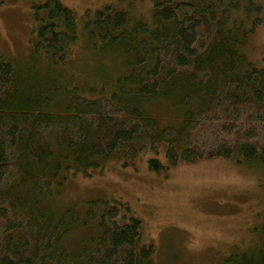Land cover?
Masks as SVG:
<instances>
[{"label": "trees", "instance_id": "trees-1", "mask_svg": "<svg viewBox=\"0 0 264 264\" xmlns=\"http://www.w3.org/2000/svg\"><path fill=\"white\" fill-rule=\"evenodd\" d=\"M152 1L151 20L107 4L80 21L62 0H32L34 57L51 58L60 72L82 22L94 51L126 68L112 84L104 76L100 85L64 87L42 64L29 68L41 69L37 80L0 55V264L153 263L155 245L140 243L142 221L122 197L90 200L85 219L53 211L49 199L69 174L102 173L118 157L134 167L144 151L159 173L201 158L264 164V67L245 54L264 0ZM60 94L63 112L54 108ZM143 100L182 107L181 124L160 126ZM69 237L79 247H68ZM261 240L225 264H264V225Z\"/></svg>", "mask_w": 264, "mask_h": 264}, {"label": "rangeland", "instance_id": "rangeland-1", "mask_svg": "<svg viewBox=\"0 0 264 264\" xmlns=\"http://www.w3.org/2000/svg\"><path fill=\"white\" fill-rule=\"evenodd\" d=\"M62 1L76 11L80 21L83 16L86 18L87 9L107 4L129 9L133 21L151 20L153 10L152 0ZM31 4L32 0H0V55L21 65L22 75L40 79L42 64L53 72L52 76H61L56 80L61 86L79 87L84 82L100 85L98 82L104 76L112 84L121 73H127L117 57L104 59V55L94 51L96 41L87 35L82 22L78 39L69 49V67L61 65L59 72L51 58L43 54L34 57L38 39L35 30L40 23ZM249 35L245 54L253 64L264 67V15L262 23ZM38 64L39 67H32L31 74V65ZM57 102L54 108L63 112L66 99L60 94ZM173 104L154 100L146 105L143 100L142 108L160 126H178L185 111ZM152 154L142 152L134 167H123L118 157L105 164L102 173L92 170L90 176L69 174L62 179L57 198L49 199L54 204L51 208L66 212L69 219L71 213H79L85 219L90 200L122 197L130 203L132 214L142 221L140 243L155 245L152 264H225L235 251L260 247L264 164L240 161L237 157L201 158L159 173L148 167ZM64 243L73 249L79 247L72 237Z\"/></svg>", "mask_w": 264, "mask_h": 264}]
</instances>
